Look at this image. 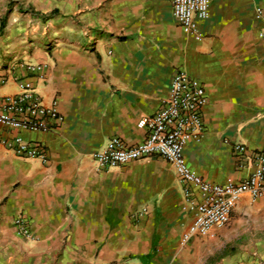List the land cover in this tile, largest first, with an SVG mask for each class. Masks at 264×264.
<instances>
[{
  "label": "crops",
  "instance_id": "1",
  "mask_svg": "<svg viewBox=\"0 0 264 264\" xmlns=\"http://www.w3.org/2000/svg\"><path fill=\"white\" fill-rule=\"evenodd\" d=\"M259 6L264 0H212L197 41L171 0H0V96L31 82L65 118L50 132L0 126V138L39 141L48 156L23 159L0 145V264H55L54 250H64L59 264H264V195L244 193L225 226L183 243L199 188L157 156L103 172L92 162L112 138H146L138 122L162 109L183 69L208 96L204 130L184 149L188 165L214 184L247 179L252 154L264 151ZM20 214L32 238L19 234Z\"/></svg>",
  "mask_w": 264,
  "mask_h": 264
},
{
  "label": "built area",
  "instance_id": "2",
  "mask_svg": "<svg viewBox=\"0 0 264 264\" xmlns=\"http://www.w3.org/2000/svg\"><path fill=\"white\" fill-rule=\"evenodd\" d=\"M171 3L173 15L183 31L193 35L197 41H202L204 37L199 22L210 18L212 0H171ZM255 15L264 24V6L257 7ZM42 66L27 65V69L37 73L42 70ZM207 104L208 96L202 82L185 70L178 69L170 81L162 109L138 122L140 128L146 129V138L136 145H129L115 137L92 156L93 166L98 172L157 156L175 167L182 182L199 188L203 201L195 207V217L183 234V243L196 236L209 235L213 227L225 226L244 193L253 199L264 195V151L252 154L254 171L240 182L210 183L188 165L184 149L190 140L200 138ZM64 121L58 101L45 100L31 82H22L16 93L0 96V126L6 130L50 132ZM0 145L23 159L48 161L46 147L39 141H27L15 136L11 139L0 138ZM234 149L241 155L248 153V148L242 143L235 144ZM15 224L20 235L32 238L23 214L15 219Z\"/></svg>",
  "mask_w": 264,
  "mask_h": 264
},
{
  "label": "rangeland",
  "instance_id": "3",
  "mask_svg": "<svg viewBox=\"0 0 264 264\" xmlns=\"http://www.w3.org/2000/svg\"><path fill=\"white\" fill-rule=\"evenodd\" d=\"M64 252V250H54V251H52L51 252V255L53 256V258L56 260L54 263L55 264H59V260L63 257V253ZM22 258L24 257L25 259H27L28 261H30L32 258H35V259H40V262L42 263L43 261L44 262H46L47 260V258L46 257H48V256H46V255H48V253L47 254H44V255H39V256H32V255H27V253H21V254H19ZM21 264H23V263H21ZM26 264V263H25ZM28 264V263H27Z\"/></svg>",
  "mask_w": 264,
  "mask_h": 264
}]
</instances>
